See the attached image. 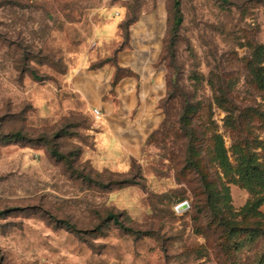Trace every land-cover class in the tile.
Returning a JSON list of instances; mask_svg holds the SVG:
<instances>
[{
    "label": "rangeland",
    "instance_id": "374dc122",
    "mask_svg": "<svg viewBox=\"0 0 264 264\" xmlns=\"http://www.w3.org/2000/svg\"><path fill=\"white\" fill-rule=\"evenodd\" d=\"M160 9L165 122L128 171L97 169L87 109H60L59 84L95 48L96 26ZM261 80L264 0H0V264H264V235L231 231L250 197L239 158L264 161Z\"/></svg>",
    "mask_w": 264,
    "mask_h": 264
},
{
    "label": "crops",
    "instance_id": "0c3cea01",
    "mask_svg": "<svg viewBox=\"0 0 264 264\" xmlns=\"http://www.w3.org/2000/svg\"><path fill=\"white\" fill-rule=\"evenodd\" d=\"M165 15L163 9L139 15L126 35L122 19L114 25L106 19L95 27V48L81 55L80 66L61 79L59 108L64 112L79 106L87 109L92 123L86 134L91 143L84 155L97 169L128 171L133 159L143 157L148 137L166 118L162 102L167 87L159 65L164 34L159 19ZM119 31L123 36L117 35ZM110 42L114 53L108 61L106 44ZM93 57L102 60L96 69ZM94 108L102 112L98 119Z\"/></svg>",
    "mask_w": 264,
    "mask_h": 264
},
{
    "label": "trees",
    "instance_id": "16d2710c",
    "mask_svg": "<svg viewBox=\"0 0 264 264\" xmlns=\"http://www.w3.org/2000/svg\"><path fill=\"white\" fill-rule=\"evenodd\" d=\"M175 9H176L175 28H177L182 21V17L180 16L181 10H180L179 1L175 2ZM137 18L125 20L121 25V27L123 29L125 28L127 32V28L133 22H135ZM261 56L262 55L259 54L260 61L262 60ZM260 83L263 84L264 81L261 80ZM164 122L165 120L158 129L154 130L150 134L148 138H150L155 132H157L163 126ZM220 142L221 141L218 138L216 151L219 156V160H220L219 163L221 164V166H223L224 170L227 171L228 169H231L232 165L227 159L224 146ZM187 150L189 155L190 153L194 154L192 143L188 144ZM191 162L193 163V165H195L194 161L191 160ZM235 172L238 175L237 181L241 184V186H243L249 191L250 197L247 200L246 204L242 207L241 215H243V217L241 219V222L239 221L237 223L238 225L232 226L231 231L232 233H234L237 230L241 231V229L247 228L251 239L256 240L261 235H264V210L261 209L264 206V161L259 162L254 155L240 157L236 165ZM229 196H230L229 188L225 186L224 200L227 201L229 199ZM208 204L210 205L211 208L216 209L218 204V198L214 192L213 193L211 192L209 194ZM109 218H112L114 223L120 226L122 229L138 234V231H135L132 227L126 226L119 219L118 215L114 214L113 212L109 213ZM245 220H251L252 225L244 226L242 223ZM225 224H229V221H226ZM248 226L250 227L248 228ZM262 260H264V254Z\"/></svg>",
    "mask_w": 264,
    "mask_h": 264
},
{
    "label": "water",
    "instance_id": "95a60500",
    "mask_svg": "<svg viewBox=\"0 0 264 264\" xmlns=\"http://www.w3.org/2000/svg\"><path fill=\"white\" fill-rule=\"evenodd\" d=\"M187 206H188V202L185 201V202H182V203L178 204L177 207H176V209H177V211H182V210H184Z\"/></svg>",
    "mask_w": 264,
    "mask_h": 264
},
{
    "label": "built area",
    "instance_id": "2783aa9c",
    "mask_svg": "<svg viewBox=\"0 0 264 264\" xmlns=\"http://www.w3.org/2000/svg\"><path fill=\"white\" fill-rule=\"evenodd\" d=\"M93 114H94V116L98 119V118L101 117L102 112H101V110H100L99 108H94V109H93Z\"/></svg>",
    "mask_w": 264,
    "mask_h": 264
}]
</instances>
